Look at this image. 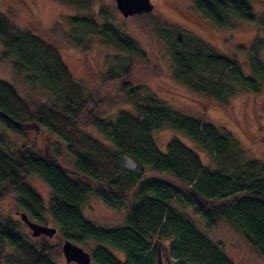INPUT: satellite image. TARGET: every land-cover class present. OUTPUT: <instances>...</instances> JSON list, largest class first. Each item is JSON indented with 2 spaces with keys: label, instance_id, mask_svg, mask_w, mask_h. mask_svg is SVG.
Returning <instances> with one entry per match:
<instances>
[{
  "label": "trees",
  "instance_id": "obj_1",
  "mask_svg": "<svg viewBox=\"0 0 264 264\" xmlns=\"http://www.w3.org/2000/svg\"><path fill=\"white\" fill-rule=\"evenodd\" d=\"M249 1L194 0V6L217 27L231 25L232 19L261 21L264 26V10L258 15ZM257 1L264 4V0ZM69 21L107 37L120 50L145 57L137 42L112 25H97L86 17H70ZM0 42L13 53L14 70L45 92V98L26 100L0 80V126L15 134L36 126L46 128L63 140L74 159L73 168H67L57 155L26 144L13 152L0 147V199L15 195L21 213L38 222L45 223L44 214L49 213L64 241L93 243L94 264H159L157 251L171 257L173 264H233L221 245L209 239L175 203L190 208L209 229L220 222L230 224L264 258V166L257 160H245L227 131L186 116L143 86L134 85L130 65L103 75L102 85L117 83L125 102L134 109L120 110L110 120L99 111L106 101L102 93L86 91L54 45L21 33L2 12ZM172 44L175 76L196 93L227 103L235 93L232 82L252 92L264 83V62L258 58L264 38L259 37L249 49L254 53L252 76L245 75L236 56L203 48L198 38H175ZM88 126L105 134L115 149L85 132ZM164 126L182 131L209 151L216 168L205 166L195 151L176 138L169 141L166 151H160L152 133ZM119 155L128 156L136 169L124 167ZM31 174L50 187L48 206L27 182ZM89 194L110 208L127 204L126 225L103 228L89 221L83 214ZM18 227L11 219H0V264L5 247L13 251L5 264H55L51 255L62 245L44 242L36 247ZM112 249L122 252L124 260Z\"/></svg>",
  "mask_w": 264,
  "mask_h": 264
},
{
  "label": "rangeland",
  "instance_id": "obj_2",
  "mask_svg": "<svg viewBox=\"0 0 264 264\" xmlns=\"http://www.w3.org/2000/svg\"><path fill=\"white\" fill-rule=\"evenodd\" d=\"M150 2L153 5L150 12L128 18H124L118 11L115 0H89L86 3L68 0H0V12L5 14L21 33L37 35L54 45L74 80L82 84L86 91L99 90L102 93L106 101L99 111L103 117L115 120L120 110H134L125 102L117 83L102 85L103 75L107 71L111 69L119 72L130 65L134 69V85L143 86L170 108L186 116L203 120L227 131L242 150L245 160H257L264 166V83L261 82L258 92H252L232 82L235 93L229 96L227 103L196 93L175 76L176 63L172 44L175 38H198L202 41L203 48L228 57L236 56L234 58L240 63L245 75L252 76L251 62L254 61V53L249 49L259 37L264 38V26L261 21L251 23L232 19L231 25L217 27L196 10L194 0ZM249 2L258 15L263 12V3L257 0ZM70 17H86L97 25H112L137 42L145 57L140 58L118 49L107 37L89 31L80 24L71 23ZM258 58L264 62V48L259 50ZM15 62L13 53L6 50L0 42V80L13 86L26 100L45 98V92L39 84L30 82L25 75H20L14 70ZM84 130L115 149L108 137L94 126L85 127ZM175 138L195 151L205 166L216 168L211 153L182 131L164 126L152 133V139L160 151H166L169 141ZM0 139H4L5 143L3 146L0 144V147L6 152H13L26 144L40 152L57 155L65 167L73 168L74 159L63 140L46 128L36 126L23 134H15L0 126ZM119 160L127 169H136L128 156L119 155ZM27 182L41 196L44 205L48 206L51 197L48 184L34 174L28 176ZM175 205L186 213L209 239L221 245L233 264H264V258L230 224L220 222L216 227L209 229L201 217L194 214L190 208L176 203ZM21 211L15 195H6L0 199V219L17 222L19 233L30 244L36 247L44 242L62 245L64 239L49 213L44 214L45 223L30 219L55 227L57 233L53 237H33L19 216ZM127 213V204L121 209L110 208L92 194L88 195L83 207L84 216L103 228L125 226ZM80 246L93 254V243ZM166 251H169V248ZM111 252L124 260L122 252L115 249ZM12 254L13 251L5 247L1 264H5V259ZM51 259L55 264H75L66 262L61 247L52 253ZM167 259L168 264H173L171 257L167 256ZM91 264H94L93 260Z\"/></svg>",
  "mask_w": 264,
  "mask_h": 264
},
{
  "label": "water",
  "instance_id": "obj_3",
  "mask_svg": "<svg viewBox=\"0 0 264 264\" xmlns=\"http://www.w3.org/2000/svg\"><path fill=\"white\" fill-rule=\"evenodd\" d=\"M115 4L124 18L150 12L153 9L150 0H115ZM20 218L30 229L33 237L41 235L53 237L57 233L55 227H49L32 221L25 213H20ZM61 250L67 263L91 264V254L76 243L65 240L62 243Z\"/></svg>",
  "mask_w": 264,
  "mask_h": 264
},
{
  "label": "flooded vegetation",
  "instance_id": "obj_4",
  "mask_svg": "<svg viewBox=\"0 0 264 264\" xmlns=\"http://www.w3.org/2000/svg\"><path fill=\"white\" fill-rule=\"evenodd\" d=\"M19 216H20V213H19ZM157 254H158V260H159L160 264H168V259H167L166 253H163L161 251H157ZM91 261H92V255H91ZM70 263H75V262H70Z\"/></svg>",
  "mask_w": 264,
  "mask_h": 264
}]
</instances>
